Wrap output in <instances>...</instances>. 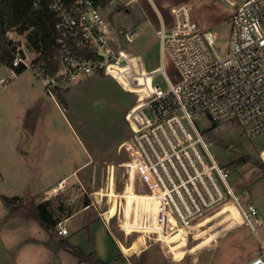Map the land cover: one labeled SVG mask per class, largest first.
Here are the masks:
<instances>
[{"label": "built area", "instance_id": "1", "mask_svg": "<svg viewBox=\"0 0 264 264\" xmlns=\"http://www.w3.org/2000/svg\"><path fill=\"white\" fill-rule=\"evenodd\" d=\"M225 1L232 24V47L226 55L218 54L212 29L199 27L192 18L195 4L185 1L171 8L170 25L162 23L156 29L161 64L148 69L143 56L126 47L138 34L137 27L113 24L96 0H79L72 6L47 0L56 18L54 70L41 54L30 59L19 45L10 73L0 78L1 91L19 74L17 68H31L55 97L57 88L107 76L138 96L126 115L132 134L120 145L128 157L120 166L127 180L121 217L126 230L162 234L159 241L165 242L176 232L174 223L191 232L230 201L241 225L254 232L264 227V210L236 193L230 172L214 158L212 143L198 125L199 120L216 125L237 122L247 135L264 132V0ZM166 52L178 69L176 79L167 73ZM226 211L210 222L220 216V221L230 219L231 210ZM100 215L116 222L106 211ZM232 221L226 223L236 225ZM57 232L68 234L63 222ZM261 249L247 264H264L263 242Z\"/></svg>", "mask_w": 264, "mask_h": 264}, {"label": "rangeland", "instance_id": "2", "mask_svg": "<svg viewBox=\"0 0 264 264\" xmlns=\"http://www.w3.org/2000/svg\"><path fill=\"white\" fill-rule=\"evenodd\" d=\"M128 1L113 0L116 4L110 2L102 7V12L119 27L138 28V34L126 47L133 54L142 55L148 69L161 64L156 29L162 23L170 25L171 8L185 1L195 4L192 18L198 26L214 32L219 55H226L232 47L230 5L225 0H211L217 7L209 0H139L127 4ZM232 1L240 4L244 0ZM10 36L30 59L35 58L36 53L28 49L24 35L12 31ZM165 67L172 78H178V69L168 52ZM9 73V67L0 65V77ZM63 92L67 99L65 106L48 93L43 79L31 68L16 74L12 83L0 91V161L10 164L21 159L20 165H24L27 160L31 167L30 181L36 186L39 182L53 185L76 170L79 178L71 175L68 181L59 184L63 191L52 198V204L56 208L59 204H68L69 210L89 204L99 213L106 211L116 216V222L110 221L114 240L116 236L121 243L136 250L121 255L122 263L247 264L262 253L264 227L254 232L249 226L241 225V216L230 202L217 215L202 220L191 232L184 228L165 242L159 241V234L142 235L124 229L121 217L127 180L120 166H124L128 157L120 145L132 134L126 115L138 96L124 91L107 76L89 77L64 88ZM26 124L31 125L35 135L30 148L25 145ZM198 125L205 139L212 143L210 149L214 158L230 172L229 181L236 193L257 202L264 210V132L247 135L237 122L213 127L209 121L199 120ZM84 162V167L79 168ZM2 174L0 187L11 189L13 178ZM228 209L230 219L220 221V216L210 222ZM66 213L58 211L56 215ZM231 219L236 225L226 223ZM105 233L101 226L100 253L108 258L111 249L106 245L109 236ZM146 239L148 245H145ZM9 255L12 260L14 251Z\"/></svg>", "mask_w": 264, "mask_h": 264}, {"label": "crops", "instance_id": "3", "mask_svg": "<svg viewBox=\"0 0 264 264\" xmlns=\"http://www.w3.org/2000/svg\"><path fill=\"white\" fill-rule=\"evenodd\" d=\"M1 78V77H0ZM26 131V147H31L35 142V135L33 134L31 125L26 124L24 127ZM7 163L0 161V173L2 175H9L13 178L14 183L11 184V189L0 187V262L1 264H92L89 262H82L75 254L68 251L65 248L60 247L59 241L61 239H67L73 246L82 250L86 255L94 254L96 258L104 264H127L122 263L121 255L126 253L135 252V248H131L130 245L123 244V250L120 244V240L115 236L114 231L111 228V223L104 221L98 210H95L92 205H82L76 209L69 210L68 204H59L56 208L52 204V198L57 193L62 192L59 184H63L68 181L69 176L76 175L78 173L74 170L71 174L60 178L55 184L43 185L42 182L32 185L29 174L31 173V167L26 160L24 165H20L22 160L19 159L15 163L6 161ZM84 162L81 167H84ZM32 185V188L30 186ZM33 190V191H32ZM28 191V192H27ZM3 195L6 196H18L23 201L17 212L8 217V208L3 200ZM49 200L51 209L53 210L54 217L59 219V222H63V225L67 227L68 234L60 235L56 229L53 231H47L40 220L30 211V203L36 201ZM71 205V204H69ZM67 212L66 214H58L56 212ZM71 224V226H69ZM16 225V229L10 227ZM104 227L106 235L109 236V243L106 244L110 247V255L105 258L100 253V227ZM176 232L183 228H176ZM10 228V229H8ZM179 229V230H178ZM175 232V233H176ZM174 233V234H175ZM173 236V235H172ZM172 236L168 237L171 238ZM162 234H159V240H162ZM145 240V239H144ZM106 242V237L104 238ZM145 245H148V239H146ZM14 251L12 260H9V253Z\"/></svg>", "mask_w": 264, "mask_h": 264}, {"label": "trees", "instance_id": "4", "mask_svg": "<svg viewBox=\"0 0 264 264\" xmlns=\"http://www.w3.org/2000/svg\"><path fill=\"white\" fill-rule=\"evenodd\" d=\"M77 1L79 0H64L66 4L71 6L75 5ZM96 1L103 7L113 0ZM12 31L19 35H24L28 49L41 54L47 61L48 66L54 70L57 52L56 18L47 0H41L37 4L33 0H0V65L9 68L13 67L18 46L20 45L10 36ZM20 51L23 55V50ZM25 70L26 68L24 67L17 68L18 73H22ZM63 89H56V98L65 106L67 99ZM213 127H217V125L213 124ZM3 200L8 208V217L23 206L22 199L18 196L3 195ZM50 204L49 200L30 203V211L37 216L43 227L49 232L55 230L59 223V219L54 217ZM59 245L75 254L82 262L104 264L94 254H84L81 249L73 246L67 239H61Z\"/></svg>", "mask_w": 264, "mask_h": 264}, {"label": "bare ground", "instance_id": "5", "mask_svg": "<svg viewBox=\"0 0 264 264\" xmlns=\"http://www.w3.org/2000/svg\"><path fill=\"white\" fill-rule=\"evenodd\" d=\"M230 204H232V208H234L235 211H236V213H238V211H237L235 205L233 204V202L230 201ZM174 222H175V220H174ZM174 226H175L176 228H179L178 225H177V223H174Z\"/></svg>", "mask_w": 264, "mask_h": 264}, {"label": "water", "instance_id": "6", "mask_svg": "<svg viewBox=\"0 0 264 264\" xmlns=\"http://www.w3.org/2000/svg\"><path fill=\"white\" fill-rule=\"evenodd\" d=\"M113 4H116V2H112Z\"/></svg>", "mask_w": 264, "mask_h": 264}]
</instances>
